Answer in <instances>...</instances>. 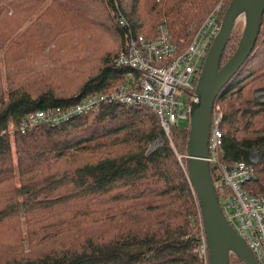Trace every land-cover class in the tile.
Segmentation results:
<instances>
[{
	"label": "trees",
	"instance_id": "trees-1",
	"mask_svg": "<svg viewBox=\"0 0 264 264\" xmlns=\"http://www.w3.org/2000/svg\"><path fill=\"white\" fill-rule=\"evenodd\" d=\"M216 2L0 0V264H208L188 176V125H171L167 137L148 107L110 100L58 124H20L125 82L131 69L115 58L129 36L152 38L163 25L184 49ZM241 33L234 24L220 65ZM261 87L264 13L252 53L213 107L222 160L259 156L243 185L250 194L264 191V99L254 96ZM209 170L220 201V176L214 164ZM229 261L244 264L232 253Z\"/></svg>",
	"mask_w": 264,
	"mask_h": 264
},
{
	"label": "built area",
	"instance_id": "built-area-1",
	"mask_svg": "<svg viewBox=\"0 0 264 264\" xmlns=\"http://www.w3.org/2000/svg\"><path fill=\"white\" fill-rule=\"evenodd\" d=\"M119 23L122 24L123 20ZM220 23L216 7L196 27L190 41L180 51L170 41L163 25L158 26V35L152 38L129 36L125 48L115 58L117 65L131 69L125 82L106 94L90 95L64 109L51 107L29 113L23 118L20 130L41 122L58 124L91 110L104 100H110L148 107L168 137L171 125L182 121L189 124L195 87ZM219 121L220 117L213 112L206 158L209 164L216 166L220 176L218 202L229 224L258 263L264 264V191L250 194L243 188L244 182L253 176V166L259 157L252 152L249 161L225 163L222 160L223 137ZM159 144L160 140L156 139L151 146L155 148ZM199 248L205 256L207 244L204 234L200 237Z\"/></svg>",
	"mask_w": 264,
	"mask_h": 264
},
{
	"label": "water",
	"instance_id": "water-1",
	"mask_svg": "<svg viewBox=\"0 0 264 264\" xmlns=\"http://www.w3.org/2000/svg\"><path fill=\"white\" fill-rule=\"evenodd\" d=\"M241 11H245L246 21L237 47L230 58L220 65L222 52L235 24V18ZM263 13L264 0H231L229 2L219 31L205 55L189 111L187 169L200 206L208 249V264H230L231 253L244 264H259L223 215L206 158L216 97L252 53ZM262 93L264 94V87L257 89L254 95L257 99L263 100L264 98L259 97ZM153 149L154 147L151 146L148 151Z\"/></svg>",
	"mask_w": 264,
	"mask_h": 264
},
{
	"label": "rangeland",
	"instance_id": "rangeland-1",
	"mask_svg": "<svg viewBox=\"0 0 264 264\" xmlns=\"http://www.w3.org/2000/svg\"><path fill=\"white\" fill-rule=\"evenodd\" d=\"M229 2V0H217V2L214 4V6H213V8L211 9V11L213 10V9H215L216 7H218V9L221 7V5L222 4H225V3H228ZM210 11V12H211ZM209 12V13H210ZM208 13V14H209ZM207 14V15H208ZM218 15H219V13H218ZM245 21H246V15H245V11H241V12H239L238 14H237V16H236V18H235V24H237V26L238 27H240L241 29H243V27L245 26ZM30 25V23L29 22H25V23H23L21 26H19V28L17 29V33H20V32H22V31H24L28 26ZM55 25V23H52L50 26L52 27V26H54ZM38 26V28L41 26V25H36V26H34L35 28ZM32 27V26H31ZM44 27H42V29H43ZM158 29V28H157ZM69 54V52L68 51H66L65 53H63V54H61V56H60V58L61 57H63V56H65L66 57V55H68ZM81 57H82V55H81ZM255 92V91H254ZM255 96V95H254ZM260 98H264V94L262 93L260 96H259ZM259 100V99H258ZM180 124L181 125H187V123L185 122V121H182V122H180ZM151 146V145H150ZM149 146V147H150ZM252 152H256V151H252ZM252 152L250 153V156H249V160L252 158L251 156H252ZM256 154H257V152H256ZM257 156H258V154H257ZM259 157V156H258ZM259 161V159H257L256 160V162H258ZM0 237H1V235H0ZM7 238L6 237H2L1 238V241H3L2 242V245H4L6 242H7ZM1 245V244H0ZM2 250V249H1ZM27 250V246L25 245L24 247H23V251H26Z\"/></svg>",
	"mask_w": 264,
	"mask_h": 264
}]
</instances>
